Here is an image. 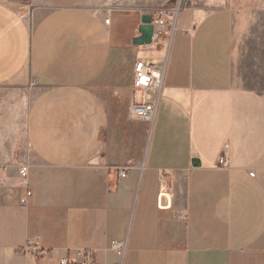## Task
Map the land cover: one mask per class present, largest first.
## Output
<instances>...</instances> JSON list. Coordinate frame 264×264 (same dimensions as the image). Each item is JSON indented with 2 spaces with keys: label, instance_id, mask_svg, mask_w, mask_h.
Wrapping results in <instances>:
<instances>
[{
  "label": "crops",
  "instance_id": "crops-1",
  "mask_svg": "<svg viewBox=\"0 0 264 264\" xmlns=\"http://www.w3.org/2000/svg\"><path fill=\"white\" fill-rule=\"evenodd\" d=\"M143 15L110 0H0V87L26 101L8 141L0 115V264L78 249L97 264H264V62H246L229 6L178 10L153 50L132 42ZM150 56L162 77L144 121L129 110L132 66ZM18 132L26 204L25 161L8 151Z\"/></svg>",
  "mask_w": 264,
  "mask_h": 264
},
{
  "label": "rangeland",
  "instance_id": "rangeland-1",
  "mask_svg": "<svg viewBox=\"0 0 264 264\" xmlns=\"http://www.w3.org/2000/svg\"><path fill=\"white\" fill-rule=\"evenodd\" d=\"M110 3L111 6L123 9H138L143 14L152 16L155 32L158 33V40L154 46H149L151 50L156 46L159 48L161 41L165 43L169 42L170 34L174 28L173 19L175 12L178 10L189 6L194 9H199L202 14L213 9L229 6L237 13L238 19L241 20L242 28L245 31L240 48L246 55V62H264L263 51H261V47H264V0H110ZM259 53L261 54L259 55ZM136 60L137 58L134 59L133 63ZM146 62L158 63L159 60L154 56H150L146 58ZM1 88L0 110L4 113L0 115H2L1 119L4 123L5 140L8 141V137H11L9 131L12 129H10V126H12L11 122L13 121V117L17 115V112L20 114L22 110L24 111L26 101H24L25 96L23 94L17 95L18 93H13L10 96V98L15 96L14 99L7 98L8 95L3 94L2 92L4 90ZM3 97L7 100L2 101L1 99ZM14 145V150H8L11 153L10 157L14 158V162L18 158H21L25 161V164L22 165H27L29 152L21 132L16 134ZM8 169L9 165H5L0 170L3 174L8 175Z\"/></svg>",
  "mask_w": 264,
  "mask_h": 264
},
{
  "label": "built area",
  "instance_id": "built-area-1",
  "mask_svg": "<svg viewBox=\"0 0 264 264\" xmlns=\"http://www.w3.org/2000/svg\"><path fill=\"white\" fill-rule=\"evenodd\" d=\"M108 22V18H105ZM158 40V33L152 34L150 44L146 46H154ZM162 71L153 63H147L143 59H137L132 66V82L130 93L129 110L131 114L140 120L152 121L156 106V99L151 95V91L158 90L161 83ZM218 165L222 168L228 167V159L226 156L218 158ZM126 167L118 169V178L125 177ZM20 184L24 187V194L20 198L21 204H26L31 196V190L28 183V166L20 165L18 169ZM250 176H254V172H249ZM124 241H112L110 249L117 253L124 250ZM24 254L36 257L40 252V247L36 239H27L22 246ZM58 264H97L94 256L86 249H78L71 256L62 257Z\"/></svg>",
  "mask_w": 264,
  "mask_h": 264
},
{
  "label": "water",
  "instance_id": "water-1",
  "mask_svg": "<svg viewBox=\"0 0 264 264\" xmlns=\"http://www.w3.org/2000/svg\"><path fill=\"white\" fill-rule=\"evenodd\" d=\"M139 35L134 37L132 42L134 45H146L152 40V34L154 32V24L152 22V16L144 14L141 17V23L138 27Z\"/></svg>",
  "mask_w": 264,
  "mask_h": 264
},
{
  "label": "bare ground",
  "instance_id": "bare-ground-1",
  "mask_svg": "<svg viewBox=\"0 0 264 264\" xmlns=\"http://www.w3.org/2000/svg\"><path fill=\"white\" fill-rule=\"evenodd\" d=\"M150 44V43H149ZM146 45H148V44H146Z\"/></svg>",
  "mask_w": 264,
  "mask_h": 264
}]
</instances>
